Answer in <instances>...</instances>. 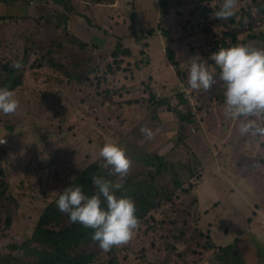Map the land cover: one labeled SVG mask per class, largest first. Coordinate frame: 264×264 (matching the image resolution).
Here are the masks:
<instances>
[{"label": "rangeland", "instance_id": "rangeland-1", "mask_svg": "<svg viewBox=\"0 0 264 264\" xmlns=\"http://www.w3.org/2000/svg\"><path fill=\"white\" fill-rule=\"evenodd\" d=\"M65 2L0 0V61L11 53L21 60L29 48L27 63L20 65L27 83L13 90L19 109L0 114V137L7 138L0 159L17 199L9 211L0 203V264L23 255L19 244L73 176L63 168L84 169L106 142L125 149L128 174L139 178L156 170L154 155L162 156L166 166L155 178L176 188L153 211L154 219L148 215L119 245L117 253L131 258L130 264H246L255 256L245 253L255 248L263 256L264 138L241 135L239 121L224 115L223 82L210 54L224 46L226 31L264 47V13L258 10L261 4L264 11V0H237L234 14L244 24L229 28L228 19L212 15L222 0ZM251 22L260 30L247 36ZM67 30L92 43L79 46ZM120 41L135 55L111 74L117 63L109 54ZM50 54L67 64L71 77L51 66ZM196 54L214 73L208 90L188 86V59ZM180 82L190 92L184 101ZM151 91L170 108L148 109ZM141 126L153 130L151 139ZM207 188L216 191L198 195Z\"/></svg>", "mask_w": 264, "mask_h": 264}, {"label": "clouds", "instance_id": "clouds-1", "mask_svg": "<svg viewBox=\"0 0 264 264\" xmlns=\"http://www.w3.org/2000/svg\"><path fill=\"white\" fill-rule=\"evenodd\" d=\"M236 6L237 0H222L219 10L212 15L226 20L234 15ZM210 58L219 67V78L223 82L224 115L239 121L241 135L264 138V47L234 44L218 48ZM188 60V86L195 90L211 88L215 76L207 62L199 54ZM13 67H20V61H15ZM184 100L183 97L181 101ZM19 105V99L11 90L0 88V114H15ZM140 131L147 139L154 135L147 126H141ZM99 155L109 173L121 178L128 174L131 160L118 143L106 142L100 147ZM91 179L96 192L88 194L81 185L69 183L59 192L55 204L59 211L68 214L70 221L91 228V239L100 248L109 250L132 237L138 226L136 205L127 195L117 193L123 186L122 180L114 183L101 175H93Z\"/></svg>", "mask_w": 264, "mask_h": 264}, {"label": "trees", "instance_id": "trees-1", "mask_svg": "<svg viewBox=\"0 0 264 264\" xmlns=\"http://www.w3.org/2000/svg\"><path fill=\"white\" fill-rule=\"evenodd\" d=\"M53 1L61 4L60 6H67L65 0ZM65 8L71 11V7ZM258 10L262 14L264 13L263 6L261 4L259 5ZM2 17L5 16L1 15L0 18ZM69 18H74V16L70 15ZM86 19L88 22H90L89 18L86 17ZM228 21V24H225L226 28H229V25L233 24H244L243 18L237 20L235 14L229 17ZM258 30H260V28H256V26H254V24L251 22L250 31L247 36L256 34ZM67 32L72 34H70L68 37H72L74 42L79 46H85L87 43H92L86 40L78 39L73 35L71 30H67ZM225 33L226 34L222 39L224 46L221 47H228L239 43H248L247 41L240 40L238 36L239 34L236 31H226ZM260 37L262 38L263 35L260 34ZM123 44L124 43L122 41L115 43V49L113 50L112 54H109L112 57H115L114 62L117 63L115 64L116 66L113 68L111 74L116 73V71L118 72V70H122V68H120L121 65H123L124 62L129 61V58L127 57L131 58L135 55V52L131 47L124 46ZM28 52L29 48L25 47L23 58L21 60H18L16 54L11 53L10 59L0 61V69L2 70V72H0V88H7L13 92L14 89L17 90L21 88L22 85H26V72L20 67H13V63L15 61H20V65H25L28 61ZM141 53H143V51H141ZM50 58L51 66L54 65L56 69L62 71L64 76H69L67 64L65 62L54 60V56L52 54H50ZM168 59L172 62L175 61L174 56L169 53ZM81 75L82 74H78L76 79H79ZM146 94L148 93L146 92ZM183 94L184 93L179 90V98L183 99ZM167 104L168 100L166 98H156L154 93L151 91L149 101L146 103V107L148 109H154V107L161 108L165 106L170 108L167 106ZM1 151L2 150L0 149V152ZM161 157L154 155V158L158 160V164L155 165V171L148 170V174L142 178L137 176L138 173L127 174L122 179V188L116 190L118 194L127 195L135 202L138 225L141 222H146L148 215L154 219L152 214L153 211L157 210L162 205L163 201H165L167 197H170L176 191V188L171 189L161 186L158 180L155 178L156 173H161L162 168L166 166V164L163 163L164 158L162 157V159ZM152 161L153 158L146 165H151ZM63 170H65L68 175H73L69 178L66 185L69 183L79 184L82 186L83 191L88 194H92L93 192L97 191V188L92 184L91 178L93 175L104 176L106 179H109L114 183L121 181H117V177H119L117 174L109 173V169L104 166V161L101 156L95 160H92V162L88 163L84 169L79 170L77 173L72 172L65 167ZM180 186L181 181H178L176 183V187ZM213 190L214 191H211L210 188H207L202 190L198 195H210L216 191L215 189ZM58 194L51 202L48 203V205L43 208L35 226L33 227L30 237L19 244V248H22L23 250V255L18 256V258L16 256H12L11 259L14 258L13 261H10V259H4L1 261V264H130L132 262V259L128 258V256H121L117 253V251L120 249L119 245H114L109 250L100 248L98 243L91 239V233L93 231L91 228H85L79 223L70 221L67 213H62L59 211L55 204ZM15 201L17 202V199L9 191V180L7 178L6 165L4 160L0 159V203L6 204L7 211H9V206L11 203H15ZM6 223H10V218L8 216H6ZM209 247H212V245L209 244ZM102 253L103 256H99ZM106 253H113L115 255L109 256V258H107V256H104ZM261 257L263 256H259V253L257 252L256 263L264 261V257L263 259ZM226 259L227 257L223 258V260ZM20 260L22 261L20 262Z\"/></svg>", "mask_w": 264, "mask_h": 264}, {"label": "built area", "instance_id": "built-area-1", "mask_svg": "<svg viewBox=\"0 0 264 264\" xmlns=\"http://www.w3.org/2000/svg\"><path fill=\"white\" fill-rule=\"evenodd\" d=\"M179 90L182 93H184L183 94L184 99L190 98L189 89H188L187 85L184 82H180ZM0 141H3V142H0V144H5L6 141H7V138L4 137V136L3 137H0Z\"/></svg>", "mask_w": 264, "mask_h": 264}, {"label": "crops", "instance_id": "crops-1", "mask_svg": "<svg viewBox=\"0 0 264 264\" xmlns=\"http://www.w3.org/2000/svg\"><path fill=\"white\" fill-rule=\"evenodd\" d=\"M176 83H177V79H176ZM234 239H238V237H235ZM244 246V244H242ZM243 253V252H242ZM245 254H249V256H255L254 259H250V261H254L255 264H264V261L260 262V263H256V256H257V252H256V248L251 250V251H248V253H245ZM235 256H241V254H237ZM259 256H261V254H259ZM264 256V254H263ZM250 261L249 263L246 262V264H250Z\"/></svg>", "mask_w": 264, "mask_h": 264}]
</instances>
